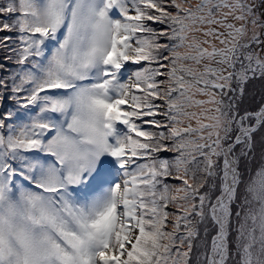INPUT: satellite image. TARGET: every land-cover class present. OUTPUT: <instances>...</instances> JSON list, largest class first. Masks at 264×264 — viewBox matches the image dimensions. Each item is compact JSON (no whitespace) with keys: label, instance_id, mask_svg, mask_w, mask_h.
I'll return each mask as SVG.
<instances>
[{"label":"snow or ice","instance_id":"6c2138e0","mask_svg":"<svg viewBox=\"0 0 264 264\" xmlns=\"http://www.w3.org/2000/svg\"><path fill=\"white\" fill-rule=\"evenodd\" d=\"M0 264H264V0H0Z\"/></svg>","mask_w":264,"mask_h":264}]
</instances>
